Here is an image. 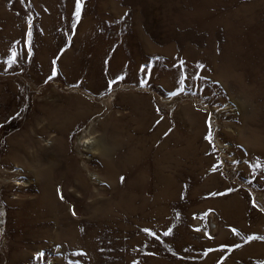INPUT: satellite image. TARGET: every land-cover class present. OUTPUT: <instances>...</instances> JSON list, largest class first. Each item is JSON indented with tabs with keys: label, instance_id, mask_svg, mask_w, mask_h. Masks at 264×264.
I'll list each match as a JSON object with an SVG mask.
<instances>
[{
	"label": "rangeland",
	"instance_id": "rangeland-1",
	"mask_svg": "<svg viewBox=\"0 0 264 264\" xmlns=\"http://www.w3.org/2000/svg\"><path fill=\"white\" fill-rule=\"evenodd\" d=\"M77 3L0 0V264H264V0ZM71 128L88 185L58 215L11 143L44 170L42 144Z\"/></svg>",
	"mask_w": 264,
	"mask_h": 264
},
{
	"label": "bare ground",
	"instance_id": "bare-ground-1",
	"mask_svg": "<svg viewBox=\"0 0 264 264\" xmlns=\"http://www.w3.org/2000/svg\"><path fill=\"white\" fill-rule=\"evenodd\" d=\"M52 126L54 128L58 129L62 125L54 124ZM50 127H51L50 125H43L40 127L39 132H42L45 129L50 128ZM75 130H76V128H71L66 133V136H63L64 140L66 138V144H67L64 149H61V146H60L61 137H59L58 134L50 140H45L46 143L42 144L43 150L40 152H42V155L48 161V166L44 170H43V168H40L35 172L28 170V167L25 165L21 166L23 161L19 157H17V155L18 156L21 155L20 152L23 154L25 152V148H24V143L26 141L25 136H23L20 139L12 141V143H11L12 147L14 148V152L16 154V155H13L14 159H12L13 164H14L12 172L16 175H20V173H21V175H22L21 177H23L24 180H31L33 182V179H34L36 182V190L39 193L38 202L43 207H46V210H47V208L53 209V208L57 207L58 215L60 213V207H62V205H61L62 202L64 200L71 198V196L74 194L76 189L84 190L86 188V186L88 185L87 181L82 177L81 169L77 168V171H75V168H74L75 157L71 156V148L68 145L69 140L72 138ZM86 131H87V129L84 130V132H86ZM89 131H90V129H89ZM48 132H49V130L44 131V133H48ZM160 134H162V132ZM38 136H43V133H39ZM158 137H159V135H158ZM34 141L35 142L38 141V138L34 137ZM34 141L32 140V143ZM45 141H43V142H45ZM78 143L80 146V148H79L80 154L82 152H84V154H86L82 158L83 162L85 163L83 165V168L86 169V168H88L87 159H90L94 155H96L97 154L96 152L97 151L99 152V147H97V145L95 144V141L92 138H89V137L87 138L86 135L81 137V141L79 140ZM159 146H160V150L162 152H164V139L160 138ZM118 154L119 153H117V155ZM170 154H171L170 152L163 153L162 159H164L166 157L169 158ZM63 157H66V159H67L66 161L68 162V166L73 171V173L71 175H70V173H65V174L61 175V169H63V166H59L58 161H59V159H61ZM32 159H34L33 155H32ZM104 162H105V159L98 158V157L96 158V161H94V163L96 165L99 164L101 166V168L103 169V172L106 170ZM100 166H98V167H100ZM88 172L91 173V174H89V181H92L94 184H96L100 180H103V181H100V183H103L106 186L107 181H105V180L108 176H105L103 179V178L99 177L98 174L93 173L90 170H88ZM28 174L31 176V178L25 177ZM127 175L128 174H127L126 170L124 172H118V173H116L114 180L119 182L124 187V185L126 183ZM110 178H112V175ZM121 178H123V180H121ZM66 182L71 187L74 188L71 191L72 192L71 195H70V193H68L66 191L61 192V190H63ZM28 185L29 184L27 182L23 183V182H20L18 180H13V186L28 187ZM123 187H121V188H123ZM121 188L114 187V191L116 193H118V195L113 198V199L117 200V203L114 204L115 206L113 205V207H125V199L123 196L124 194H123V191ZM159 191H160V194H162V195H169L168 194V191H169L168 185L166 186L165 183L161 184L159 187ZM79 193H81L83 196H85L84 193H82V192H79ZM116 193H114V194L116 195ZM55 216L56 215H53L52 220L53 221H56V220L59 221L58 217L56 216V218H57L56 219Z\"/></svg>",
	"mask_w": 264,
	"mask_h": 264
},
{
	"label": "snow or ice",
	"instance_id": "snow-or-ice-1",
	"mask_svg": "<svg viewBox=\"0 0 264 264\" xmlns=\"http://www.w3.org/2000/svg\"><path fill=\"white\" fill-rule=\"evenodd\" d=\"M78 14H79V0L77 3V16H78ZM13 56H14V54H13ZM53 65H55V61H53ZM53 72L55 73V68H53ZM109 87H111V84L109 85ZM172 94L174 95L175 93H172ZM206 139H209V137H206ZM121 180H123V178H121Z\"/></svg>",
	"mask_w": 264,
	"mask_h": 264
}]
</instances>
